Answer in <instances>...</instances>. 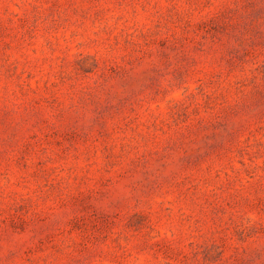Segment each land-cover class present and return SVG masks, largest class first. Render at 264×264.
<instances>
[{
	"label": "rangeland",
	"instance_id": "374dc122",
	"mask_svg": "<svg viewBox=\"0 0 264 264\" xmlns=\"http://www.w3.org/2000/svg\"><path fill=\"white\" fill-rule=\"evenodd\" d=\"M0 264H264V0H0Z\"/></svg>",
	"mask_w": 264,
	"mask_h": 264
}]
</instances>
